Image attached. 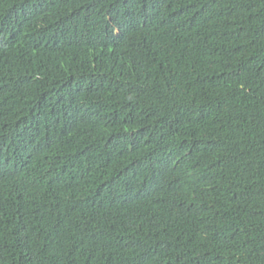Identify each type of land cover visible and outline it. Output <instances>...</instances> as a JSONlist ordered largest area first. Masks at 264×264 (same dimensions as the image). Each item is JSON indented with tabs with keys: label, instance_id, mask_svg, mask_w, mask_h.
I'll use <instances>...</instances> for the list:
<instances>
[{
	"label": "trees",
	"instance_id": "trees-1",
	"mask_svg": "<svg viewBox=\"0 0 264 264\" xmlns=\"http://www.w3.org/2000/svg\"><path fill=\"white\" fill-rule=\"evenodd\" d=\"M0 264H264V0H0Z\"/></svg>",
	"mask_w": 264,
	"mask_h": 264
}]
</instances>
